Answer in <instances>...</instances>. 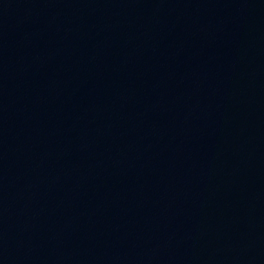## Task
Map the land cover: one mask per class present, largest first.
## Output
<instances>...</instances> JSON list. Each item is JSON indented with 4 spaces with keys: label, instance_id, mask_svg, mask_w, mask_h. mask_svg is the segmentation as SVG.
<instances>
[{
    "label": "water",
    "instance_id": "water-1",
    "mask_svg": "<svg viewBox=\"0 0 264 264\" xmlns=\"http://www.w3.org/2000/svg\"><path fill=\"white\" fill-rule=\"evenodd\" d=\"M0 264H264V0H0Z\"/></svg>",
    "mask_w": 264,
    "mask_h": 264
}]
</instances>
